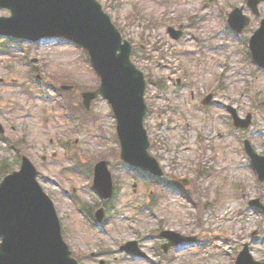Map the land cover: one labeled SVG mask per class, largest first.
Instances as JSON below:
<instances>
[{"label":"rangeland","instance_id":"rangeland-1","mask_svg":"<svg viewBox=\"0 0 264 264\" xmlns=\"http://www.w3.org/2000/svg\"><path fill=\"white\" fill-rule=\"evenodd\" d=\"M102 2L110 4L114 21L135 40L137 64L154 79L165 78L167 88L148 86L146 120L151 151L165 169V181L189 191L197 189L191 195L202 196L211 206L201 209L199 216L198 206L181 190L155 186L117 163L114 150L119 144L107 101L93 102L94 121L72 123L64 115L56 102L58 92L39 88L29 70L35 69L43 81L75 80L79 87L73 96L84 84L95 85L98 80L79 49L55 41L26 47L12 57L0 52V77L6 79L0 82V122L7 136L0 138V176L6 167L19 166L22 153L37 163L39 179L56 201L65 234L82 264H234L244 242L250 244L255 258L264 260V214L249 204L256 197L264 203V182L258 180L243 142L250 139L264 154V106L257 103L264 100V72L255 71L240 40L245 41L258 25L245 0H216L227 10L244 4L253 19L240 37L223 31L226 14L210 0ZM179 22L195 29L191 30L197 37L188 33L180 40L172 38L167 23L179 27ZM212 90L219 102L209 111L193 106L194 102L202 105ZM228 105L242 117L251 113V125L237 128ZM11 138L20 140L19 149ZM62 140L79 152L82 162L101 153L112 162L119 179L118 206L103 226L87 220L71 198L75 191L92 204L99 200L91 190L89 174L65 172L68 163ZM204 169L211 171L201 174ZM155 192L157 199L148 209ZM162 228L196 235L198 242L162 256L158 248ZM130 239L139 240L150 258L121 252L120 244Z\"/></svg>","mask_w":264,"mask_h":264},{"label":"water","instance_id":"water-1","mask_svg":"<svg viewBox=\"0 0 264 264\" xmlns=\"http://www.w3.org/2000/svg\"><path fill=\"white\" fill-rule=\"evenodd\" d=\"M61 0H0V7L8 6L15 10L16 13H30L38 10L40 15L43 14V19H46L50 15L56 16L60 14V20L43 22L42 17L41 21H38L35 24L38 29H60L65 30L71 33L74 37L80 36L85 32L84 26L87 27L85 23L88 19L87 15H84L90 4V8L94 9V0H82L77 6L69 5ZM2 18V17H0ZM5 18V17H4ZM14 17L5 18L12 19ZM68 18V21H67ZM65 21L68 22V26L65 25ZM76 27V30L74 29ZM118 47H122L121 55L127 53V50L124 46L121 45L120 41ZM129 74H133V70H129ZM134 134L141 135L143 134L142 129L140 128V122L133 126ZM124 139V138H123ZM124 142V154L129 157L136 154V156H141V158L148 164L151 165L156 162L147 154L144 150V145L135 148L134 138L123 140ZM143 153V154H142ZM142 154V155H141ZM13 176V175H12ZM8 177L7 190L1 194V203L4 209L2 210L4 219L2 220L3 232L5 240L10 245V252L15 254V257L20 256V253L17 249V239L21 232L22 225L32 217L43 218L45 219V227L40 231L41 235V246H19L22 252L37 253L39 250L48 256L46 264H76V262L68 257H64V248L62 247V239L59 233L57 221L54 220V208L52 203L42 192L41 188L35 181L34 173L32 177L29 173L25 175H17L14 177ZM15 192H17L15 194ZM38 222L39 219H38ZM14 224L13 229L8 228V224ZM12 231V232H11ZM36 250V251H35ZM264 264V262H258L252 260L248 254L247 248L242 253L237 264ZM6 264H10V261ZM12 264H45L42 259H39L37 262L31 261L22 262L14 260Z\"/></svg>","mask_w":264,"mask_h":264},{"label":"bare ground","instance_id":"bare-ground-1","mask_svg":"<svg viewBox=\"0 0 264 264\" xmlns=\"http://www.w3.org/2000/svg\"><path fill=\"white\" fill-rule=\"evenodd\" d=\"M126 109L128 110V108H126ZM129 109L132 110L133 106H129ZM127 112H129V110ZM123 118H124V120H126L128 122V124H130L132 126H134L136 124V115L133 114V113L129 112ZM30 236H31V238H30L29 241L38 242V241H40L42 239L41 236L39 234H37V233L31 232Z\"/></svg>","mask_w":264,"mask_h":264}]
</instances>
